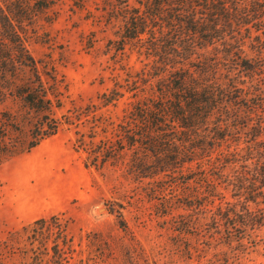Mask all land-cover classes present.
I'll return each instance as SVG.
<instances>
[{"label":"rangeland","instance_id":"1","mask_svg":"<svg viewBox=\"0 0 264 264\" xmlns=\"http://www.w3.org/2000/svg\"><path fill=\"white\" fill-rule=\"evenodd\" d=\"M108 12L110 0H86L82 7L69 0H55L25 28L28 52L36 60L54 65L66 85L62 109L55 111L57 118L99 105L100 94L115 84L126 86V74L134 75L148 63L129 46L123 52L114 49L122 24L109 19ZM244 51L249 59L255 58L248 44ZM199 54V59H191L195 66L213 58L211 48ZM217 57L220 63L208 78L227 87L229 79L239 75L221 52ZM235 84L244 90L248 106L259 104L257 115L264 120V67L256 74H241ZM122 93L115 107L101 108L95 117L118 123L139 99L124 89ZM23 118L16 100L7 98L0 104L1 145L26 141ZM9 120L19 131L8 126ZM75 131L74 126L64 125L56 136L31 151L0 159V264H31L33 255L36 260L32 264H53L56 257L63 264H264V225L244 232L243 227H234L233 221L228 224L220 218L228 209L240 213L244 197L234 196L232 183L253 168L260 150L248 141L245 129L239 135L226 136L219 148L210 150L208 158L198 150L197 158H203L190 165L192 173L198 172L196 163L200 165L199 170L214 186L213 196L208 193V182L196 184L198 174L196 181L186 184L180 176L156 184L128 175L125 163L87 167L84 153L73 145ZM236 136L238 141H233ZM257 141L264 148V132ZM236 147L238 159L245 156L247 147H252L254 157L246 163L227 164L221 177L214 175L217 154L229 155ZM243 164L246 169L241 168ZM245 205L251 212L264 207L251 202ZM51 216L67 223L66 245L60 244L62 251L53 257L48 248L53 241L61 242L60 236L52 235L41 247L32 246L26 231L34 221Z\"/></svg>","mask_w":264,"mask_h":264},{"label":"trees","instance_id":"2","mask_svg":"<svg viewBox=\"0 0 264 264\" xmlns=\"http://www.w3.org/2000/svg\"><path fill=\"white\" fill-rule=\"evenodd\" d=\"M69 1L82 7L86 0ZM54 2L2 0L0 4V104L7 98L19 102L27 126L25 142L0 144V159L27 153L56 136L62 126H74L73 145L84 153L87 167L100 169L125 163L128 175L156 184L177 176L186 184L196 181L198 174L199 184L208 179L198 163V172L190 169L193 162L203 158H197V151L208 158L210 150L219 148L226 136L239 135L245 129L248 141L260 150L253 168L232 183L234 196L244 197L241 214L228 209L220 218L228 224L233 221V226L243 227L244 232L263 226L264 207L251 212L245 203L264 206V148L257 141L264 132V120L257 115L259 104L248 106L244 90L235 81L241 74H256L264 67V0H110L111 12L107 15L122 24L114 49L123 52L129 46L148 63L134 75L126 74V86L115 84L100 94L99 105L86 106L61 118L55 117V111L62 109V90L66 91V85L58 78L54 65L36 60L25 46L26 26ZM246 44L255 58L249 59L245 54ZM207 48L212 49L213 58L198 61L199 66H195L191 59H199V52ZM220 52L239 75L229 79L227 87L208 78L212 68L220 63ZM122 89L139 99L119 122L113 124L95 117L99 109L116 106L123 98ZM8 123L15 132L19 131L10 120ZM235 138L233 141H238ZM236 150L237 147L229 155L217 154L212 167L216 170L214 175L221 177L227 164L246 163L254 157L252 147H247L240 159ZM241 168L247 166L243 164ZM183 170L188 173L184 175ZM207 187L213 196L212 182ZM217 210L220 213V208ZM26 231L32 246L41 247L52 235L60 236L61 242L53 241L48 248L52 257L62 251L60 244L66 245L67 223L57 216L40 218ZM35 260L33 255L31 264ZM55 261L53 264H63L60 257Z\"/></svg>","mask_w":264,"mask_h":264}]
</instances>
